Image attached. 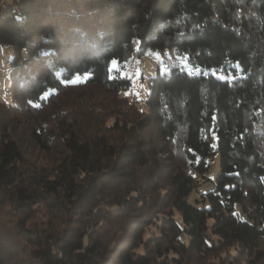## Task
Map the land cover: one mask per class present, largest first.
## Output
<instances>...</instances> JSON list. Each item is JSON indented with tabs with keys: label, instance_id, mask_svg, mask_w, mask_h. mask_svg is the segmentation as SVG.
I'll list each match as a JSON object with an SVG mask.
<instances>
[{
	"label": "trees",
	"instance_id": "1",
	"mask_svg": "<svg viewBox=\"0 0 264 264\" xmlns=\"http://www.w3.org/2000/svg\"><path fill=\"white\" fill-rule=\"evenodd\" d=\"M1 2L28 123L0 126V201L48 215L15 224L24 264H264V0ZM148 49L200 72L155 71L143 110L121 69Z\"/></svg>",
	"mask_w": 264,
	"mask_h": 264
},
{
	"label": "rangeland",
	"instance_id": "2",
	"mask_svg": "<svg viewBox=\"0 0 264 264\" xmlns=\"http://www.w3.org/2000/svg\"><path fill=\"white\" fill-rule=\"evenodd\" d=\"M7 1L8 0H2V5H5ZM11 54V47H0V99L7 103L11 102L10 87L8 85V74L6 73L9 69L8 63ZM30 68L31 67H29V69ZM172 69L183 70L191 75L199 74L200 72L198 68H194L192 65H190L184 56L172 51L165 50L161 52L158 50L148 49L143 57H135L134 55H131L125 62L124 68L121 69V74L127 76L130 83L128 87L121 91L120 95L134 103L138 108L144 110L145 100L150 91V83L155 77V71L158 72L159 76H162L169 74ZM203 72L210 73V71ZM211 73L220 79L227 77V75L224 73ZM17 108H19V106L13 107L11 113L9 115L5 114L4 117L1 114L2 112H0V126L13 127V124L17 123L18 129H13L19 133L22 130V126L28 123V121L25 120L23 123L21 122L22 117L19 110L17 111ZM28 147H32V145L29 144ZM28 153L33 154L30 150ZM217 159V156H215L214 161H212V167L209 172L206 173V177L208 176L213 178L214 172L217 169ZM35 160H40L39 154L33 157L32 161ZM199 181L202 182L201 180ZM209 188V186H203L202 188L198 187V189L196 188L195 193L190 196L189 201L192 204H195L193 200L200 201L199 193ZM20 219H23L26 227L35 226L39 229L46 227L48 215L46 214V211L43 210V207L37 206L35 210L31 212L30 217L20 216L18 214H14V211H12L8 205H4L3 202L0 201V252L5 254L7 250H12L13 253L12 256L6 258V260L3 261V264H24V261L27 259L25 252L23 251V249H25L23 244H19V246H17L19 253L9 246L11 243H17L13 233L16 232L14 231L15 224ZM155 232V227L152 226L149 229L148 234ZM213 262H216V259L208 258L204 259L203 264H209Z\"/></svg>",
	"mask_w": 264,
	"mask_h": 264
}]
</instances>
